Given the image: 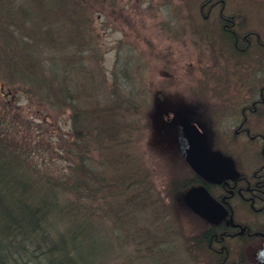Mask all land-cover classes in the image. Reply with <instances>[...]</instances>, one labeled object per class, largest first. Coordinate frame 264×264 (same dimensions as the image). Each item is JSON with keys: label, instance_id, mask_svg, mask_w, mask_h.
Here are the masks:
<instances>
[{"label": "rangeland", "instance_id": "1", "mask_svg": "<svg viewBox=\"0 0 264 264\" xmlns=\"http://www.w3.org/2000/svg\"><path fill=\"white\" fill-rule=\"evenodd\" d=\"M4 1L10 10L26 7L27 3ZM205 1L55 0V11L48 14L41 28L42 32L60 28L62 37L67 39L63 52L70 63L60 73L67 72L70 79L66 97L58 93L54 83L44 86L26 72L17 73L12 63L19 60V55L24 60L35 54L36 59L42 50L51 56L60 49L39 44L22 49L10 34L17 25L9 22V13L5 14L11 27L6 39L0 40L6 45L0 46V143L5 145L3 149L10 154L11 165L15 164L19 174L39 181L49 176L73 178L82 174L77 173V168L84 161L88 171L93 164L118 188L112 193L115 197L102 190L98 199L91 202L95 201L93 206L89 202L87 205L97 211H93L96 216L92 226L107 248L98 264H220L218 255L198 245V236L208 221L187 205L185 196L191 187L186 191L173 190L176 182L192 174L181 154L179 133L183 118H199L201 55L197 27L200 4ZM227 1L228 11H241L251 30L264 32V0ZM76 7L81 8L80 15L73 12ZM64 9L65 14L61 12ZM66 23L74 25L66 31L69 37ZM30 26L32 23L27 22L19 29L26 34ZM251 52L252 59L259 55L256 49ZM25 53L29 55L23 57ZM226 61L230 64L215 65L211 70L214 74L226 73L227 79L221 77L215 82L217 90L210 83L205 90L219 91V84L223 83L239 99V81L249 77L251 91L260 86L264 79L263 62L255 64L251 60L244 67L247 75L242 76L243 61L227 57ZM35 70L30 66V73ZM55 85H59L57 80ZM44 87L55 92L49 93L50 89ZM242 102L239 100V104ZM75 111L85 113L89 122L86 125H101L100 120L113 122L112 126L105 125L110 131L104 128L105 136L99 144L95 143V132L89 133V140L78 139L79 147L74 144L79 138H75ZM236 113L232 111L230 124L235 123ZM254 124L264 126V121ZM83 129L86 127H81V132ZM13 153L14 159H20L13 161ZM80 153L84 160L78 157ZM124 172L129 177L125 184L118 179V173ZM113 176L117 177L120 190L114 185ZM112 202L128 211H124L130 214L128 221L118 222L111 213ZM238 217L259 225L258 216L247 211L239 212ZM226 246L228 259L223 264H260L262 248L258 245L236 240Z\"/></svg>", "mask_w": 264, "mask_h": 264}, {"label": "trees", "instance_id": "2", "mask_svg": "<svg viewBox=\"0 0 264 264\" xmlns=\"http://www.w3.org/2000/svg\"><path fill=\"white\" fill-rule=\"evenodd\" d=\"M58 1L63 3V0ZM4 2V0H0V27H3L5 23L6 26L0 28V40L6 39L9 22H11L12 25H17V29L11 30L10 34L15 38L17 44L20 43L19 47L22 49L25 46L30 47V45L35 47L36 44H39V47L54 46L60 49L59 53L53 52L51 56L42 50L37 54L36 59L34 58L35 54H31L24 60L19 55V60L12 63L15 70L18 74L26 72L31 79L41 82L44 86L54 83L53 86L57 88L58 93H62L66 97L70 90V85L67 83L69 76L67 72L66 74L60 73L61 70L62 72L66 71L67 64L70 63L66 51L63 52V42H67V39L62 37L60 28L51 27L48 31L44 29L43 32L41 28L47 22L48 14L55 11L53 7L55 0H26V7H13L11 10L5 7ZM83 5L89 7L87 4ZM56 9L59 8L56 7ZM80 9L72 8L75 15H80ZM66 11L64 9L61 12L65 14ZM7 13H9L8 24L5 20ZM58 13L56 20L60 19ZM64 21L66 22V18ZM27 22L32 23V26L24 34L19 28ZM35 25L36 27H34ZM72 27L74 25L66 23L65 32ZM44 32L50 34L44 35ZM66 34L69 37V32ZM56 36L58 37L56 38ZM0 46L4 48L6 45L4 42L3 44L0 42ZM28 55L25 53L23 57ZM30 66L36 68L34 73H30ZM46 70L50 71L49 76H46ZM55 80L59 82V85H55ZM44 89H50L49 93L55 92L50 87H44ZM63 101L65 102L66 99ZM87 120L84 112L75 111V138H79H76L77 141L74 144H78V147L80 145L78 139L83 137L89 140L90 132L96 133L95 140L97 142L95 143L99 144L102 136H105L104 133L108 130L105 125L112 126L113 124L109 119L108 122L100 120L101 125H86ZM81 127H86L83 129L85 134L83 131L81 132ZM112 132L113 130L110 133L112 134ZM3 146L5 147L3 143H0V264H98L107 252V248L104 242L95 235L92 226V223L94 225L93 218L96 216L94 212L97 211L94 207V209L87 208V205L89 202L93 206L95 201L91 202L98 199L102 190H108L111 192L110 194H115L118 188L113 186L112 181L93 164L89 167V173L84 161L77 168V173L82 174L73 178L72 176L66 178L49 176L39 181L30 176L19 174L17 168L14 167L15 164L11 165L10 154H7ZM82 155L83 153H80L78 157L84 160ZM14 156L13 153V161L20 159H14ZM116 165L118 164L116 163ZM190 170L192 171L190 177L176 182L173 186L174 191H186L198 182L195 172ZM116 171L118 172V167ZM118 175L119 181L127 183L129 178L127 173H118ZM118 179L113 176L114 185L118 186L120 190L121 185L118 183ZM127 201L131 203L129 199ZM132 203H135V200ZM111 206V213L117 217L118 222H126L130 219V214L124 213V211H128L124 208L119 209L116 202H112ZM214 231L215 228H212L207 233H200L197 240L198 245L208 247L209 250H211V243L216 246H226L225 237H222L218 232V237H213ZM215 254L217 255V253ZM218 257H220V264L227 261V249Z\"/></svg>", "mask_w": 264, "mask_h": 264}, {"label": "flooded vegetation", "instance_id": "3", "mask_svg": "<svg viewBox=\"0 0 264 264\" xmlns=\"http://www.w3.org/2000/svg\"><path fill=\"white\" fill-rule=\"evenodd\" d=\"M227 5V0H206L200 4L197 27L200 37L198 55H201L198 61L201 70V91L197 94L199 118L196 121L187 117L182 120L196 125L208 154H217L222 159L231 161L237 173L232 177V172L219 183H213L191 168L198 180L192 187H204L210 197L226 210L224 219L219 223L206 221V228L200 233L204 234L215 228L212 236L218 237V232L225 237L226 244L239 240L263 249L264 126L255 125L254 122L264 121V79L254 91H251L249 77L239 81L242 87V92L238 93L241 95L239 99L223 83L219 84V91L205 90L208 83L217 90L215 82L221 77L226 78V73L214 74L211 70L215 65L219 67L221 64H230L226 57L243 61L242 68L249 66L251 60L255 64L264 63V32L251 30L246 15L241 11H228ZM222 45H226L231 52ZM252 48L259 52L255 59L251 58ZM256 70L261 72L262 69ZM246 72L247 69L244 68L241 75L246 76ZM215 100L221 102L218 104ZM239 100L244 102L239 104ZM235 101H238L237 109ZM233 110H236L237 118L234 124H230ZM233 122L234 120L231 121ZM246 211L249 215L258 216L259 225L238 217L239 212L246 214ZM210 248L219 255L223 254L227 246L211 243Z\"/></svg>", "mask_w": 264, "mask_h": 264}, {"label": "water", "instance_id": "4", "mask_svg": "<svg viewBox=\"0 0 264 264\" xmlns=\"http://www.w3.org/2000/svg\"><path fill=\"white\" fill-rule=\"evenodd\" d=\"M3 87L1 88V90ZM10 93V90H8ZM179 145L184 160L190 167L207 181L219 183L223 177H232L237 173L231 161L222 159L217 154L210 155L200 140L196 125L181 121ZM187 205L207 221L219 223L226 216V210L218 205L204 187L191 188L186 196ZM258 262L264 264V248L260 251Z\"/></svg>", "mask_w": 264, "mask_h": 264}]
</instances>
